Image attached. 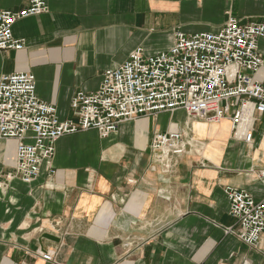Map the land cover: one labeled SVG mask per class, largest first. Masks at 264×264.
Wrapping results in <instances>:
<instances>
[{
    "label": "crops",
    "instance_id": "1",
    "mask_svg": "<svg viewBox=\"0 0 264 264\" xmlns=\"http://www.w3.org/2000/svg\"><path fill=\"white\" fill-rule=\"evenodd\" d=\"M27 0H0L19 11ZM46 13L17 21L20 51L0 52V75L30 73L40 101L71 120L70 103L92 94L107 69L136 49L167 50L174 33H216L229 15L264 21V0H47ZM264 59V40L258 41ZM228 123V124H227ZM184 111L123 122L102 138L94 129L55 144L50 169L31 183L7 180L15 141L0 140V264H264L255 247L226 234V188L264 200V113L250 144L232 138L228 119L186 126ZM224 124V127H222ZM188 125V124H187ZM227 127V130H226ZM182 131L192 145L169 171L153 163L155 132ZM44 233L58 243L42 238ZM51 253L54 263L39 254Z\"/></svg>",
    "mask_w": 264,
    "mask_h": 264
},
{
    "label": "built area",
    "instance_id": "2",
    "mask_svg": "<svg viewBox=\"0 0 264 264\" xmlns=\"http://www.w3.org/2000/svg\"><path fill=\"white\" fill-rule=\"evenodd\" d=\"M27 1L19 11L0 9V52L23 50L24 42L13 37V25L48 10L47 0ZM259 40H264V21L242 23L231 15L216 33L176 31L167 50L147 55L136 49L122 65L104 71L97 91L75 94L70 103L73 119L64 121L54 105L38 99L34 75H0V140L16 143L14 170L6 179L34 181L42 166L50 169L55 144L64 136L94 129L105 138L123 122L177 110L184 111L190 128L194 122L228 119L232 138L250 144L254 118L264 113ZM186 138L180 130L155 132L149 144L153 163L171 170L192 145ZM258 179L264 186V169ZM224 193L236 221L225 233L255 247L264 235V200L257 202L235 188ZM39 256L54 263L51 253Z\"/></svg>",
    "mask_w": 264,
    "mask_h": 264
},
{
    "label": "water",
    "instance_id": "3",
    "mask_svg": "<svg viewBox=\"0 0 264 264\" xmlns=\"http://www.w3.org/2000/svg\"><path fill=\"white\" fill-rule=\"evenodd\" d=\"M42 238L43 239H46V240H49V241H52V242H55V243H58L59 242V239L58 238H56L53 235L48 234V233H44L42 235Z\"/></svg>",
    "mask_w": 264,
    "mask_h": 264
},
{
    "label": "bare ground",
    "instance_id": "4",
    "mask_svg": "<svg viewBox=\"0 0 264 264\" xmlns=\"http://www.w3.org/2000/svg\"><path fill=\"white\" fill-rule=\"evenodd\" d=\"M228 124V123H227ZM222 127H224V124H223V126ZM226 130H227V127H226ZM13 180V179H12ZM12 180H10V181H12ZM33 182V181H32ZM24 183V182H23ZM28 184V183H27ZM0 185H4V184H2V183H0Z\"/></svg>",
    "mask_w": 264,
    "mask_h": 264
}]
</instances>
